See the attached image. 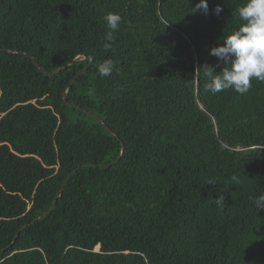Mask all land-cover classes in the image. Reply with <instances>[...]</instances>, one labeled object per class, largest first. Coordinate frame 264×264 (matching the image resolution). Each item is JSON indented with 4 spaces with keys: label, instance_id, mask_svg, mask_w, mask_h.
I'll return each mask as SVG.
<instances>
[{
    "label": "trees",
    "instance_id": "obj_1",
    "mask_svg": "<svg viewBox=\"0 0 264 264\" xmlns=\"http://www.w3.org/2000/svg\"><path fill=\"white\" fill-rule=\"evenodd\" d=\"M246 2L0 0V264H264V81L206 87Z\"/></svg>",
    "mask_w": 264,
    "mask_h": 264
},
{
    "label": "clouds",
    "instance_id": "obj_2",
    "mask_svg": "<svg viewBox=\"0 0 264 264\" xmlns=\"http://www.w3.org/2000/svg\"><path fill=\"white\" fill-rule=\"evenodd\" d=\"M196 11L208 14V0H199L195 7ZM222 11L220 5L214 9L217 16ZM238 14L244 23L229 35L223 36V43L211 48L209 53L225 65L216 75H212L216 72L215 69L209 67L210 82L206 87L213 95L227 89L244 94L250 89L252 78L264 81V0H247L238 8ZM104 19L110 30L103 45L107 51L115 42L114 33L118 30L121 17L115 13H108ZM114 68V61L106 59L99 65L98 73L101 77L109 76ZM223 200V195L215 198L218 206L222 205ZM255 204L258 209L264 208V194L255 198Z\"/></svg>",
    "mask_w": 264,
    "mask_h": 264
},
{
    "label": "water",
    "instance_id": "obj_3",
    "mask_svg": "<svg viewBox=\"0 0 264 264\" xmlns=\"http://www.w3.org/2000/svg\"><path fill=\"white\" fill-rule=\"evenodd\" d=\"M12 53H17V51H11ZM86 59H88L87 57H86ZM34 62H35V64H36V66L42 71V72H44L46 75H55V74H57L58 72H56V73H53V74H49L38 62H36L35 60H34ZM74 61H72L71 63H73ZM92 65V63H90L81 73H80V75H82V74H84L87 70H88V68L90 67ZM63 69V68H62ZM76 78H74L73 80H75ZM68 89H69V86L67 87V90L64 92V94H63V98H64V101H65V103L67 104V105H69V106H71V107H73V108H76V109H79V110H81V108L80 107H78V106H76V105H74V104H72V103H70L69 102V100H68ZM85 113L86 114H88V115H90L92 118H94L98 123H100L101 125H103L107 130H110L109 129V127H107L106 125H105V123L101 120V119H99L98 117H96V116H94L92 113H90L89 111H85ZM122 155H123V152L121 153V155H120V157H119V159L122 157ZM118 159V160H119ZM78 170H76L75 172H73L72 174H70L68 177H67V179H66V181H65V184L64 185H66L69 181H70V179H71V177L77 172ZM62 190L63 189H61V192H60V194H59V196L58 197H60L61 196V193H62ZM57 200H58V198L55 200V202L53 203V205H52V207H51V209H50V211L56 206V204H57ZM45 215H47V214H45ZM44 215V216H45ZM22 230V229H21Z\"/></svg>",
    "mask_w": 264,
    "mask_h": 264
},
{
    "label": "rangeland",
    "instance_id": "obj_4",
    "mask_svg": "<svg viewBox=\"0 0 264 264\" xmlns=\"http://www.w3.org/2000/svg\"><path fill=\"white\" fill-rule=\"evenodd\" d=\"M27 193L28 192H30V191H28V189H27V191H26ZM26 192L24 193V192H18L19 193V195L26 201V202H29V200H28V197H27V195H26Z\"/></svg>",
    "mask_w": 264,
    "mask_h": 264
}]
</instances>
